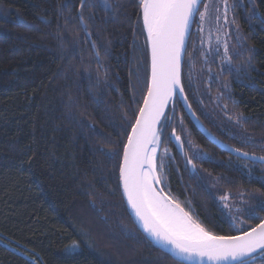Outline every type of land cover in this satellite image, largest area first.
<instances>
[{"label": "trees", "instance_id": "1", "mask_svg": "<svg viewBox=\"0 0 264 264\" xmlns=\"http://www.w3.org/2000/svg\"><path fill=\"white\" fill-rule=\"evenodd\" d=\"M110 2L111 14L99 8L84 9L86 20L90 11L95 14L88 21L93 39L111 53L105 57L101 48L102 66H98L84 39L76 44V53L69 55L73 41L83 34L77 21L65 28V19L76 15L80 0H72L71 8L63 10L64 0H0V264H25L26 256L34 257L37 264H176L145 242L132 223L121 190H117L122 147L121 156L112 160L97 151L101 147L112 150L121 139L126 142V137L117 135L126 122L121 117L133 118L132 109L139 107L133 99L142 104L150 74L138 0ZM239 2L244 7L229 13L236 23L214 32L212 43L217 35L228 41L233 49L231 66L240 72L225 71L220 79L209 80V69L213 76L221 72V60L209 56L205 62L199 51L193 52L194 45L200 48L194 24L185 61L192 59L184 64L182 82L197 116L214 135L244 151L264 155V145L259 143L264 140V23L249 20V0ZM255 4L256 11L264 15V0H255ZM237 28L244 37L243 47L235 38ZM225 31L230 35L225 36ZM203 35L207 37L208 25ZM248 47L254 49L251 67L246 65ZM204 48H209L207 42ZM224 83L236 104L227 99L219 103H227L229 115L243 113L248 118L243 128H234V121H228L218 107L216 97L224 91ZM96 99L102 102L97 104ZM167 114L175 119L162 135V147L174 157L166 161V191L186 210L190 206L192 214L214 234L238 235L218 206L219 196L229 192L235 197L230 202L239 204V194L244 193L249 204L255 205L252 197L264 199V187L227 166L230 159L236 162L235 155L203 136L180 100ZM88 124L104 135L90 131ZM172 128L192 144L178 149L173 138L168 140ZM229 129L246 130L257 143L242 146L230 138ZM193 147L212 157L211 161H194L199 177L189 173L185 159ZM253 175H264V166L257 165ZM216 177L223 179L211 188L210 195L202 185ZM93 201L102 212L93 209ZM257 216L264 219V211L257 208ZM245 219L239 228L259 222ZM121 223L135 231L137 238L126 237ZM248 264H264V258L257 256Z\"/></svg>", "mask_w": 264, "mask_h": 264}, {"label": "snow or ice", "instance_id": "2", "mask_svg": "<svg viewBox=\"0 0 264 264\" xmlns=\"http://www.w3.org/2000/svg\"><path fill=\"white\" fill-rule=\"evenodd\" d=\"M71 4L72 0H64L62 10L70 9ZM249 4L251 5L248 13L249 20L255 19L264 23V15L256 11L255 0H249ZM237 7H244V5L239 0H234L232 3L229 0H138L139 19L142 21L143 33L146 34L145 42L150 55V74L144 84L146 91L142 104L133 99V103L139 105L138 109H132L133 118L128 119L127 114L121 117L126 122L121 125V132H117V135L126 137V142L123 139L117 141V147L109 151H105L103 147L97 149L106 159L112 160L121 156L120 148L122 147V156L118 164L117 190H121L126 208L131 209L130 216L134 217L132 223L138 226L137 230H142L141 235L145 242L158 246L162 253L176 260V264H184L185 261H197L198 264H205V261L207 264H248L249 259L255 260L257 256L264 258V219L257 216V208L264 211V199L253 195L252 199L256 200V204L252 205L249 204L244 193H240L239 204H236L230 202L235 200L231 193L226 192L220 195L218 206L229 218L230 226L238 229L239 234L216 235L192 214L190 206L186 210L170 190L166 191V161L174 157L170 156L167 147H162L164 143L162 135L170 126V121L175 119L174 115L167 113L174 110L180 98L185 103L188 100L184 94L182 65L192 59L189 57V61L184 60L187 55L188 41L192 36V26L197 25L196 32L200 44L199 49L193 46V52L199 51L204 56L205 62L208 61L209 56H219L221 60V72L213 76L209 69V80L220 79L225 71L238 74L241 69H233L231 66L233 56L230 53L233 49L228 41L221 40L217 35L215 44L212 43L213 30L220 33L222 29H228L230 25L236 23L234 15L231 20L229 19V13H235ZM86 8H99L111 14L113 5L110 0H80V9L76 15H70L65 19V28L73 21H77L79 32L83 34L82 37L77 35L69 55L76 53V44L84 39L92 50L93 59L98 66H102L101 48H103V56L107 57L111 53L103 45L98 46L96 39H93L94 34L89 29L88 21H92L95 14L90 11L86 20L84 15ZM205 25H208L207 37L203 35ZM224 35L229 36L230 33L225 31ZM235 38L243 47L244 37L240 36L239 28L235 30ZM206 42L209 45L207 50L204 48ZM221 45L223 53L220 51ZM246 50L250 54L246 65L251 67V53L254 49L248 47ZM188 79L191 84V73ZM97 83H100L99 78ZM222 87L224 91L216 97L218 107L224 112L228 121H234V128H243L248 118L243 113L229 115L227 103H219L227 99L236 104V101L232 99L229 85L224 83ZM101 102L100 99H96L97 104ZM170 104L172 109L169 108ZM187 107L191 111L192 105L187 104ZM192 115L195 116V113L193 112ZM78 123L84 126L83 122ZM180 123H183L182 117ZM197 123H199L198 118ZM87 127L96 135H104L98 132L93 124H88ZM113 128L115 130L114 125ZM228 134L242 146H254L257 143L246 130L237 133L229 129ZM172 138L180 144L181 151L185 143L192 144L190 139L184 141L181 136L176 135L175 128H172L168 140ZM212 139L216 140L214 136ZM216 142L221 148L227 150L230 156L232 154L236 156V162L230 159L227 166L242 172L250 181L256 179L264 187V175L259 177L253 175L257 165L264 166V155L244 151L242 147H235L222 140ZM259 143L264 145V140ZM261 152H264V147L261 148ZM185 159L190 166L189 173L199 177L194 161H211L212 157L209 153L193 147L192 154ZM245 160L248 163H240ZM200 179L203 181L204 178L200 177ZM221 179L223 177H216L215 180L204 183L202 186L211 195V188H214ZM261 196H264V193H261ZM92 207L97 213L103 211L95 207V201L92 202ZM245 218L259 219V222L251 228H239L238 226L246 223ZM103 219L107 220V217ZM120 228L126 237L137 238L136 232L128 229L123 223ZM81 234L87 236V233ZM76 247L74 245L73 250ZM25 264H37V260L26 256Z\"/></svg>", "mask_w": 264, "mask_h": 264}, {"label": "water", "instance_id": "3", "mask_svg": "<svg viewBox=\"0 0 264 264\" xmlns=\"http://www.w3.org/2000/svg\"><path fill=\"white\" fill-rule=\"evenodd\" d=\"M193 27H194V24L192 26V31H193ZM188 44H189V41H188ZM186 57V56H185ZM185 57H184V60H185ZM183 69H184V64L182 65V75H183ZM185 94V93H184ZM186 95V94H185ZM183 108L185 109L186 113L188 114L189 118L191 119L192 123L196 126V128L211 142L213 143L214 145L218 146L219 148L220 145L216 142L217 140H221L220 138H218L216 135H214L206 126L205 124L200 120V118L197 116L196 112L194 111L193 107L191 109V111H189L188 107H187V104H190L189 100H187V103L184 102V100L182 98L179 99ZM171 107V104L169 105V108ZM195 113V116L192 115V113ZM197 118L199 120V123H197ZM177 135V134H176ZM215 137L216 140H213L212 137ZM173 141L174 143L176 144L177 148L178 149H181L180 148V144L173 138ZM222 150L228 152L227 150L221 148ZM235 155V154H233ZM126 203V202H125ZM129 210V213L131 212V209H128ZM134 219V217H133ZM142 231V230H141ZM158 248V246H156ZM255 255V254H254ZM251 260V259H249ZM184 264H198L197 261H185ZM205 264H207V261H205Z\"/></svg>", "mask_w": 264, "mask_h": 264}, {"label": "rangeland", "instance_id": "4", "mask_svg": "<svg viewBox=\"0 0 264 264\" xmlns=\"http://www.w3.org/2000/svg\"><path fill=\"white\" fill-rule=\"evenodd\" d=\"M214 32H215V30H213V33H212V39L215 38Z\"/></svg>", "mask_w": 264, "mask_h": 264}, {"label": "bare ground", "instance_id": "5", "mask_svg": "<svg viewBox=\"0 0 264 264\" xmlns=\"http://www.w3.org/2000/svg\"><path fill=\"white\" fill-rule=\"evenodd\" d=\"M191 120V119H190ZM204 136V135H203ZM218 147V146H217ZM221 149V148H220ZM236 157V156H235Z\"/></svg>", "mask_w": 264, "mask_h": 264}]
</instances>
